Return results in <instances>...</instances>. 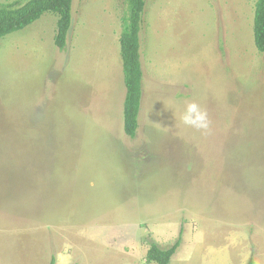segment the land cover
I'll return each instance as SVG.
<instances>
[{
    "label": "rangeland",
    "instance_id": "374dc122",
    "mask_svg": "<svg viewBox=\"0 0 264 264\" xmlns=\"http://www.w3.org/2000/svg\"><path fill=\"white\" fill-rule=\"evenodd\" d=\"M27 0H0L17 5ZM257 0H146L139 128L124 131L127 0H73L0 38V264H264ZM207 132L185 126L187 103Z\"/></svg>",
    "mask_w": 264,
    "mask_h": 264
},
{
    "label": "trees",
    "instance_id": "16d2710c",
    "mask_svg": "<svg viewBox=\"0 0 264 264\" xmlns=\"http://www.w3.org/2000/svg\"><path fill=\"white\" fill-rule=\"evenodd\" d=\"M127 25L121 35V55L126 85L124 103V131L134 138L139 128V117L143 98L144 70L141 59V32L144 22L146 0H127ZM73 0H27L17 5L0 3V38L21 30L39 19L44 13L58 16L55 44L64 49L73 20ZM254 37L258 50L264 54V0H257L254 17ZM180 246V240L170 248H162L152 242L147 252V260L155 264H170ZM57 256L51 257L49 264H57ZM246 264H256L252 255Z\"/></svg>",
    "mask_w": 264,
    "mask_h": 264
},
{
    "label": "clouds",
    "instance_id": "9594fccd",
    "mask_svg": "<svg viewBox=\"0 0 264 264\" xmlns=\"http://www.w3.org/2000/svg\"><path fill=\"white\" fill-rule=\"evenodd\" d=\"M180 119L185 126L204 132L209 130L211 124L207 110L195 101L186 104Z\"/></svg>",
    "mask_w": 264,
    "mask_h": 264
}]
</instances>
